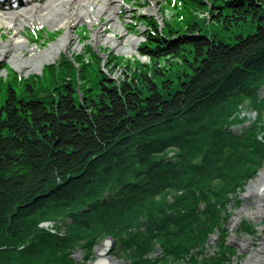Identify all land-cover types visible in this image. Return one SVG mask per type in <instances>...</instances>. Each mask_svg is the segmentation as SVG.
I'll use <instances>...</instances> for the list:
<instances>
[{
  "label": "trees",
  "instance_id": "1",
  "mask_svg": "<svg viewBox=\"0 0 264 264\" xmlns=\"http://www.w3.org/2000/svg\"><path fill=\"white\" fill-rule=\"evenodd\" d=\"M176 9L177 22H168L163 34L148 30L149 42L140 47L151 60L172 58V71L154 62L116 81L99 64L70 66L63 58V74L49 65L40 77L57 85L28 88L32 82L22 96L6 87L0 104V264L24 257L51 264L55 252L80 240L93 245L103 233L130 232L145 211L151 224L125 242L133 264H150L147 252L156 241L169 243L166 254L184 264L228 261L232 250L226 248L213 257L192 251L222 226L221 211L237 201L234 193L264 162V121L234 133L230 124L240 120L224 124L215 115L243 97L264 102L258 93L264 0H181ZM209 22L219 36L208 35ZM70 71L75 80L67 77ZM102 186L108 191L95 197ZM169 189L184 190L181 202L178 195L173 201L163 195ZM85 200L59 222L68 230L65 238L58 226L40 227L34 217ZM24 238L30 239L19 251L9 242ZM71 252L52 262H72Z\"/></svg>",
  "mask_w": 264,
  "mask_h": 264
},
{
  "label": "rangeland",
  "instance_id": "2",
  "mask_svg": "<svg viewBox=\"0 0 264 264\" xmlns=\"http://www.w3.org/2000/svg\"><path fill=\"white\" fill-rule=\"evenodd\" d=\"M138 1L141 2V4H138L135 0H133L131 2L133 8L130 9L128 7H125L121 10V13L119 14V17L124 21L123 25L125 31L123 33L115 31V29L111 27L110 23L107 24V20L104 18H100L101 23H99L101 25L100 30L108 34L114 33V36L118 41L123 42L126 36H128V34L135 35L138 39V43L136 44L135 49H133L131 52L125 53L118 51L110 43L96 42L93 37L94 29H98L96 24L93 27L94 29L92 30L90 28L91 25L89 23L88 25L75 24L73 26V42H70L69 46L61 50L59 54L54 55L55 57H53V59L44 62V66L47 67L48 65H53L56 67L55 69L59 71V73L63 74V71L67 70V65H63L61 68L57 67V64L61 62L63 58H66L64 60H69L67 64L70 66H72L74 62L79 63V66H82V64H89L88 66H93L95 64L97 65L100 63V68L98 66L97 69H102L104 73L110 74V77L116 81H119V78L122 79L124 78V76H127L126 73L130 74L133 73L135 70L138 71L139 68H145V66L147 67L148 65L151 66V64L153 65L154 62L162 67L165 66L168 70L170 69V71H172V66L169 64V61L172 58L165 56L162 57L161 60L154 61L151 60L150 55L143 53L140 48L142 45H144L143 42H149L146 36L143 35L145 34V23H155L153 19L150 18V16H155L158 22L163 23L162 17L166 15V13L170 10H164V7L162 6L160 0H145L146 4H144V0ZM147 8L149 10L151 8L152 11H147ZM133 14H137V16H140L141 14L145 16L149 14L151 15L149 17L141 16L139 17V20L137 22L135 19L133 21V18H135V16L133 17ZM169 15L171 14L168 13L166 15V19L164 18V21L166 20V22L161 25L167 26L168 18L170 17ZM200 15L207 16L208 14L202 12ZM131 19L133 23L129 22ZM34 25L40 28H44V30L40 29L36 32V35L39 36V38L41 39L37 42L30 40V38L27 36V33L30 34V30L33 29V27H31V24L25 25L24 29L22 30L24 36L28 38V44L31 48L34 47L39 50L44 49L51 42L56 41L59 38L58 36L53 39V37L55 36L51 34L52 30L46 27V25ZM151 25L152 24H150V27H152V31L157 32L158 30L153 28V26ZM47 28L49 32L48 35L45 32V29L47 30ZM208 28V35L212 38L215 35L219 36L221 34L219 27L212 26L210 22L208 23ZM176 29H180V25H176ZM57 30L60 31L61 34L63 33L61 29ZM76 31L78 35L76 34ZM12 32L13 31L10 27L0 26V40H6L8 36L12 34ZM161 41L163 40L158 39V42ZM75 43H77L78 45ZM70 45H72V47ZM149 45L152 44L150 43ZM22 52L23 54H25V57L29 56V52L26 48H23ZM171 62L172 60L170 61V63ZM144 64L147 65L144 66ZM44 66L43 68H45ZM33 68L34 69L31 70H22L19 69L15 63H12L10 59L4 58L3 56L0 58V84L7 82L3 84L0 88V104H2L4 102V99L8 96L6 88L8 85L12 88L14 93H17L18 96H22L24 95L26 91L25 89L28 87L27 85L29 83H34L33 86L28 87H32V89L35 87L37 88L40 84H50V87H52V85L55 86L58 84V80L56 81L55 79V81H50L49 79H46L43 80L41 83L40 77H42L43 75H47L49 73V70H43V68L37 66ZM173 68L175 69L176 67L174 66ZM42 71H44V73H42ZM79 71L80 69L78 70V72ZM70 74L71 75L67 77H73L75 80L74 76L76 75L73 76L74 73L71 71ZM76 74H78L77 70ZM96 74L97 72H95V75ZM77 82L78 84H81L79 81ZM259 84L262 85L258 89V91L260 92V97L262 99V97L264 96V77L261 78ZM27 92L29 93L30 91L27 90ZM241 100L242 101L240 102V104L244 106L242 111H238L239 100L236 99L226 104V107L219 108L215 114L216 119L223 121L224 124H227L230 119L240 120L241 122H232L230 124V128L234 133H240V128H242V126H244L243 124L248 121H250V123L254 121H264V102L253 97H243ZM229 110L235 111H232V114L228 115ZM172 155L173 151H169L168 156ZM263 168L264 162L262 166L257 169L255 176L248 179L242 187H239L237 189V191L234 193V195L237 196V201L231 200L229 203L227 202L225 209L226 211L223 210L220 213L221 217L225 218V221L224 223H222V226L219 228H215L214 232L209 234V237L204 242V246H202L201 243L198 242L200 243L198 245L199 247L196 246L195 250H193L192 252L200 251L206 256L213 257L214 255H219V249L221 251L223 249L225 250L226 248V252H229L231 250L232 252L229 255L228 261L224 264H247L251 254L260 250V248L264 245V198L262 197V195H260L258 191L250 190L248 187L252 181L256 180L259 175V172ZM107 191L108 186H102L95 197H101ZM163 195H166L169 201H173V197L175 195H178L180 197L181 202V200L183 199L182 197L184 195V190L178 189L177 191L174 189H169L166 190ZM95 197H93L92 200ZM87 201L88 200H85L82 203H77L76 205L72 206L71 209L67 207L61 208L58 213L47 212L45 215L39 213L34 217L37 216L36 219L38 221L40 220V222L53 221L54 223L48 228H51L54 225L52 228L54 230H57L54 227L58 226L59 235L65 238L67 236L68 230L64 226H61L59 222L62 223L63 216L69 210L77 209L85 205ZM199 207L201 209L205 208L204 202L200 203ZM169 213L170 212L167 211V214ZM178 214L179 213H176L175 216H178ZM150 216L151 215L147 211H145L143 215L139 217V223L136 224V227L133 228L130 232L122 234V236L124 237L103 233L99 236L98 240L93 245H91L89 242H85L84 239L80 240V243L75 244L72 249H65L64 251L65 253H69L72 251L70 255H68L69 259H71L72 262H64L62 264H93V261L97 257V253L103 248L107 247H112L110 250H108L109 260L117 261V264H133L135 258H132V254L125 248V242L128 241L130 238H133L131 234L135 233L137 229H145L147 225L151 224V221L148 220ZM40 222L39 225L41 224ZM30 229L33 230V227H30ZM109 237H111L112 239H110L111 242L107 244L105 239ZM29 239H9V242L12 244V247L14 249L19 251L20 249L24 248ZM65 240H68V237ZM82 243H84V245H82ZM165 245H169V243L165 244L164 242L159 243L158 241H156V243L152 244V249L147 252L149 254L147 255L148 259H146V261H149L150 264H184L181 259L176 260L177 257H175V254L171 253L172 255H167ZM222 245L225 246L223 247ZM64 252L62 250H58L53 255V258H55L57 255L63 256ZM53 258H49L51 264H54V261L52 262ZM18 260L19 263L17 264H44L48 259L31 258L29 261H27L26 257H24L19 258ZM176 261L179 262L177 263Z\"/></svg>",
  "mask_w": 264,
  "mask_h": 264
},
{
  "label": "bare ground",
  "instance_id": "3",
  "mask_svg": "<svg viewBox=\"0 0 264 264\" xmlns=\"http://www.w3.org/2000/svg\"><path fill=\"white\" fill-rule=\"evenodd\" d=\"M132 1L133 0H31L26 3H19V6H0V26H8L13 31L6 40H0V58L3 56L4 58L10 59L12 63H15L16 66L22 70H31L34 69L33 67L35 66L43 68L44 62L53 59V57H55L54 55L59 54L61 50L69 46L70 42H73V26L75 24L88 25V23L91 25V30L94 29L93 27L95 24L97 25L98 29L95 28L93 31V37L96 42L110 43L118 51L125 53L131 52L138 43V39L135 35L128 34L125 40L121 42L116 39L114 33L108 34L100 30L101 25L99 23H101L100 18H104L107 20V24L110 23L115 31L123 33L125 31L123 25L124 21L119 17V14L121 10L128 7ZM135 1L141 4L138 0ZM160 1L164 10H170L166 13V15L168 13L171 14L168 20L177 22L179 18L177 10L170 9V6H172V3L175 6H180L181 0ZM144 4H146L145 0ZM148 10L147 8V11ZM149 11H152L151 8ZM150 15L151 14L145 16L141 14L139 17H149ZM166 15L162 17L163 23L158 22L155 16H150L155 22L151 26L162 34L166 29V25L161 24L166 22V20L164 21ZM27 24H44L52 30L53 36H55L53 39L58 36L59 38L51 42L44 49L39 50L34 47L31 48L28 44V40L22 33V30ZM57 29H61L63 33L61 34ZM143 35L145 36V34ZM70 46L72 47V45ZM23 48L28 50V57H25V54H23ZM248 188L258 191L264 198V168L259 172L256 180L249 184ZM99 264H117V261H102ZM247 264H264V245L259 251L251 254Z\"/></svg>",
  "mask_w": 264,
  "mask_h": 264
},
{
  "label": "water",
  "instance_id": "4",
  "mask_svg": "<svg viewBox=\"0 0 264 264\" xmlns=\"http://www.w3.org/2000/svg\"><path fill=\"white\" fill-rule=\"evenodd\" d=\"M52 224H53L52 222L46 221V222H42L41 226L47 227V226L52 225ZM110 239H112V238L109 237V238L105 239L107 244H109L111 242ZM111 248L112 247H107V248H103L102 250H100L97 253L96 259L93 261V264H99L102 261L108 262L109 261V259H108V250H110Z\"/></svg>",
  "mask_w": 264,
  "mask_h": 264
}]
</instances>
